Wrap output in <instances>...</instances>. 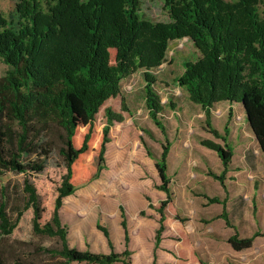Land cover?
<instances>
[{
	"label": "trees",
	"instance_id": "obj_1",
	"mask_svg": "<svg viewBox=\"0 0 264 264\" xmlns=\"http://www.w3.org/2000/svg\"><path fill=\"white\" fill-rule=\"evenodd\" d=\"M260 5L264 7V0H162L168 20L153 21L143 15L142 0H19L15 20L0 15V58L9 66L0 76V176L4 172L25 175L24 207L31 210L33 233L60 242L57 248H43L54 259L49 264H131L122 206L125 248L121 252L114 250L108 230L97 225L108 253L70 247L59 210L64 197L98 178L105 159L111 161L110 144L106 146L109 130L131 112L121 91L122 79L143 70L145 106L152 121L165 131L158 116L163 104L153 88L152 70L166 60L170 41L187 38L199 53L195 59L182 61L183 71L173 81L202 107L206 126L224 143L201 141L217 153L223 172L232 149L226 142L227 124L223 134L210 124V109L218 102L241 106L264 155V8L260 11ZM51 123L63 130L64 172L59 181H51L55 196L48 214V203L41 198L45 189L27 174L44 169L39 158L48 149L41 137ZM169 146L166 140L155 163L160 178L156 188L165 198L157 206L148 204L159 214L155 246L172 216L183 221L168 187ZM30 155L36 158L29 159ZM223 172L210 175L225 190ZM1 190L0 234L10 235L21 212L15 210V218L10 217L5 189ZM204 197L210 204L222 205L217 217L233 229L227 237L233 250L247 249L257 236H264L254 231L240 237L228 217L226 199ZM0 264H4L1 259ZM151 264H157L155 255Z\"/></svg>",
	"mask_w": 264,
	"mask_h": 264
},
{
	"label": "rangeland",
	"instance_id": "obj_2",
	"mask_svg": "<svg viewBox=\"0 0 264 264\" xmlns=\"http://www.w3.org/2000/svg\"><path fill=\"white\" fill-rule=\"evenodd\" d=\"M18 1L0 0V15L15 20ZM263 8L260 5L259 10ZM142 12L153 21L168 20L162 0H142ZM197 56L199 53L190 40H173L169 42L166 60L152 70L153 88L163 104L158 116L164 132L152 121L145 106L143 70L121 80V91L131 112L119 126L113 123L109 130L106 146L110 144L111 161L108 162L111 164L105 159L99 177L64 197L59 210L70 247L108 253L106 239L97 228L99 225L108 230L114 250L121 252L125 248L120 224L122 206L131 264H151L154 255L157 264H201L200 261L206 264H264V236H257L247 249L233 250L227 243L233 229L217 217L222 205L210 204L204 197L226 199L228 217L240 237L250 236L254 231L264 232V155L253 140L244 116L237 109L229 115L227 104L222 101L210 111V124L215 130L223 134L226 124L229 129L226 142L233 151L224 173L217 153L203 146L201 141L207 139L222 146L224 143L206 126L202 107L190 101L187 92L173 81L183 71L182 61ZM8 69L0 58V76ZM41 139L48 149L47 155L39 158L44 169L31 172L27 177L45 189L41 198L47 201L49 214L50 202L55 196V184L51 181H59L64 172L60 151L63 130L56 124H48ZM166 140L170 144L166 159L168 187L176 213L183 221L179 223L172 216L155 246L159 214L148 204L157 206L165 198V193L156 188L160 178L155 163L160 159ZM248 151L253 154L250 158H247ZM35 158V155L29 156V159ZM222 172L225 190L210 175ZM24 178V174L14 172H4L0 176V195L3 187L8 214L14 219V211L21 212L13 233L0 234V259L4 264H49L54 259L43 252V248H57L60 242L55 237L33 233L31 210L24 207Z\"/></svg>",
	"mask_w": 264,
	"mask_h": 264
},
{
	"label": "crops",
	"instance_id": "obj_3",
	"mask_svg": "<svg viewBox=\"0 0 264 264\" xmlns=\"http://www.w3.org/2000/svg\"><path fill=\"white\" fill-rule=\"evenodd\" d=\"M226 104H227V108L228 109H230V115H233V113H234V110L235 109H237L238 110V112L240 111L241 113V116H244V118H245V115H244V112H243V110L240 108V107H238L236 104H229L228 102H226ZM215 106V105H214ZM212 110V108L210 109V111ZM253 136V140L256 142V144H257V146L259 147V145H258V143H257V141H256V139H255V137H254V135H252ZM233 151V150H232ZM253 156V154H252V151H248L247 152V158H250V156Z\"/></svg>",
	"mask_w": 264,
	"mask_h": 264
},
{
	"label": "bare ground",
	"instance_id": "obj_4",
	"mask_svg": "<svg viewBox=\"0 0 264 264\" xmlns=\"http://www.w3.org/2000/svg\"><path fill=\"white\" fill-rule=\"evenodd\" d=\"M192 230V229H191Z\"/></svg>",
	"mask_w": 264,
	"mask_h": 264
}]
</instances>
